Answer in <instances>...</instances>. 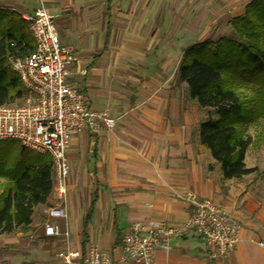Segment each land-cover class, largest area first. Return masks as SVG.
Returning <instances> with one entry per match:
<instances>
[{"label": "crops", "instance_id": "1", "mask_svg": "<svg viewBox=\"0 0 264 264\" xmlns=\"http://www.w3.org/2000/svg\"><path fill=\"white\" fill-rule=\"evenodd\" d=\"M252 0H0V8L33 14L42 3L61 44L75 56L67 82L93 113L114 120L73 133L62 202L51 193L34 208L27 231L0 234V264H63L65 244H93L111 264L123 260L120 236L133 223L177 225L190 212L188 195L209 199L239 222L240 241L223 259H209L190 232L155 251V264H264V185L250 175L223 179L198 142L207 111L178 80L183 51L223 30ZM209 165L212 168L209 169ZM60 237H47L51 207ZM259 243H263L260 246Z\"/></svg>", "mask_w": 264, "mask_h": 264}, {"label": "trees", "instance_id": "2", "mask_svg": "<svg viewBox=\"0 0 264 264\" xmlns=\"http://www.w3.org/2000/svg\"><path fill=\"white\" fill-rule=\"evenodd\" d=\"M228 24L233 36L208 38L183 51L178 80L186 84L189 98L207 111L197 130L199 144L220 165L223 179L239 181L258 171L247 168L244 157L252 144L245 135L247 127L264 117V0L250 1ZM33 49L28 23L20 14L0 8V106L24 96L9 60L24 58ZM3 145L0 234H12L27 231L34 208L47 204L52 169L46 155L34 154L17 141Z\"/></svg>", "mask_w": 264, "mask_h": 264}, {"label": "built area", "instance_id": "3", "mask_svg": "<svg viewBox=\"0 0 264 264\" xmlns=\"http://www.w3.org/2000/svg\"><path fill=\"white\" fill-rule=\"evenodd\" d=\"M34 41L33 51L24 58H11L9 67L19 78L25 93L18 104L0 106V141H17L26 149L47 154L51 161L52 191L59 202L67 192L69 166L67 148L71 135L96 130L102 122L112 128L114 120L91 112L79 90L67 82L75 56L61 44L52 17L42 3L33 14L23 15ZM188 218L177 225L133 223L123 231L120 251L131 264H155V251L168 249L173 240L194 232L204 244L209 259L227 257L239 243L240 224L224 207L209 199L188 195ZM61 206L51 207L43 223L47 237H60L52 218H63ZM263 246V243H259ZM56 257L63 264H111L106 251L93 244L83 250L58 249Z\"/></svg>", "mask_w": 264, "mask_h": 264}, {"label": "rangeland", "instance_id": "4", "mask_svg": "<svg viewBox=\"0 0 264 264\" xmlns=\"http://www.w3.org/2000/svg\"><path fill=\"white\" fill-rule=\"evenodd\" d=\"M230 26V25H229ZM231 28V27H230ZM29 29V25H28ZM30 31V30H29ZM231 37L233 36L232 29L227 32V30H223V32H220L216 35H213L212 37H209L213 41H217L220 37ZM21 99L16 100L13 102V104H18ZM245 135L250 136L252 139V144L248 147L245 157H244V163L247 168H257V173L251 174L250 177L253 179L259 180L264 185V117L261 118L258 121V124L249 125L246 129ZM5 141H13V140H3L0 141L2 144H0V149L3 148V142ZM29 150V149H27ZM34 154L37 155H46L47 154H39L32 150H29ZM49 157V156H48ZM3 158L0 154V159ZM5 182V179L0 178V192H1V184Z\"/></svg>", "mask_w": 264, "mask_h": 264}]
</instances>
